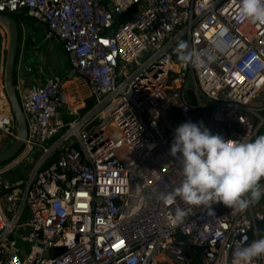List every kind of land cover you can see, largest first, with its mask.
I'll use <instances>...</instances> for the list:
<instances>
[{
	"label": "built area",
	"instance_id": "1",
	"mask_svg": "<svg viewBox=\"0 0 264 264\" xmlns=\"http://www.w3.org/2000/svg\"><path fill=\"white\" fill-rule=\"evenodd\" d=\"M239 7L0 0V13L27 10L44 23L70 70L16 83L28 135L0 165V264H231L236 248L263 236L264 197L243 210L219 202L212 213L160 199L182 179L169 150L183 122L225 138L264 134V25L239 18ZM182 40L213 59L182 63ZM0 133L5 147L18 135L3 88ZM30 155L26 177L11 175ZM177 208L185 216L174 223Z\"/></svg>",
	"mask_w": 264,
	"mask_h": 264
},
{
	"label": "clouds",
	"instance_id": "2",
	"mask_svg": "<svg viewBox=\"0 0 264 264\" xmlns=\"http://www.w3.org/2000/svg\"><path fill=\"white\" fill-rule=\"evenodd\" d=\"M238 17L264 25V0H240ZM176 51L182 63L194 68L203 66L205 57L213 59L183 40ZM169 154L180 165L182 179L172 192L161 194L165 204L178 196L212 213V205L219 202L243 210L264 197V134L248 140L225 138L202 121H185L175 128ZM184 216L185 210L177 208L172 222ZM255 259H264V236L236 248L231 264H251Z\"/></svg>",
	"mask_w": 264,
	"mask_h": 264
},
{
	"label": "water",
	"instance_id": "3",
	"mask_svg": "<svg viewBox=\"0 0 264 264\" xmlns=\"http://www.w3.org/2000/svg\"><path fill=\"white\" fill-rule=\"evenodd\" d=\"M0 25L4 27L7 34L4 89L18 124V135L15 141L0 152V164H3L13 159L21 151L28 135V125L16 88L15 71L19 47V25L9 13H0ZM51 39L58 41L56 37H51ZM180 238L184 239V236L180 235ZM63 250V247H56L55 254H60Z\"/></svg>",
	"mask_w": 264,
	"mask_h": 264
},
{
	"label": "crops",
	"instance_id": "4",
	"mask_svg": "<svg viewBox=\"0 0 264 264\" xmlns=\"http://www.w3.org/2000/svg\"><path fill=\"white\" fill-rule=\"evenodd\" d=\"M1 26L2 25H0V88L4 89V65H5V57H6V49H7V44H6L7 34H6V30L2 29ZM21 26L23 29V37L25 36L23 40L24 44L26 43L29 44L31 42L27 37V31L29 29H32L34 31L33 34L37 35L41 39L42 45L46 46V51H48L47 47L54 45L55 42L62 45L61 42L53 40L51 39V37H48L47 26L44 23L39 22L36 19H33L27 24L22 23ZM25 38H26V41H25ZM19 47L21 48V45H19ZM20 48H19V57H18L17 65H16V71H15L17 86L19 85L23 88H28L33 84L43 82L47 77H50L53 75L67 76L69 74L70 72L69 64H68L64 49H63V52H64V56L66 60V61L64 60L63 65H62V67L64 68V72L60 74L53 73L50 75H45L43 71V67H44L43 63L45 61L43 60V58L40 57V55H37L36 58H39V59H37V61L35 60L36 62H30L27 60V56H29L30 52H27L28 50L26 48L22 50ZM38 51L40 52L42 51V49H38L37 52ZM39 52L37 54H39ZM3 135H4V132H3ZM6 142H8V140ZM4 147H5V144L0 143V151H3Z\"/></svg>",
	"mask_w": 264,
	"mask_h": 264
},
{
	"label": "rangeland",
	"instance_id": "5",
	"mask_svg": "<svg viewBox=\"0 0 264 264\" xmlns=\"http://www.w3.org/2000/svg\"><path fill=\"white\" fill-rule=\"evenodd\" d=\"M1 28L4 29L2 26H1ZM33 32L34 31L32 29H29L27 31V37L31 41L29 44L23 43L25 36L23 37V40L20 44L21 50L26 48L28 50V51L27 50L26 51L30 52L29 56H27V60L30 62H36L37 59H39V58H36L37 55H40V57H42L43 60L46 62L45 63L43 61L44 62L43 63V65H44L43 71H44L45 75H50L53 73H59L60 74V73L64 72V68L62 67L63 62L65 60V56H64V52H63V46L60 45L59 43L55 42L54 45L48 46L47 47L48 51H46V46L42 45L41 39L37 35L33 34ZM6 40H7V37H6ZM25 41H26V38H25ZM22 45H24V46H22ZM38 49H42V51H40V52L38 51L39 54H37ZM11 144L12 143H10V145ZM33 157H34L33 155H30L28 157V159H26L24 161L23 164L18 165L10 174L16 175L18 178H25L26 174L30 168L28 161L30 159H33ZM4 164L5 163L0 164V165H4ZM10 174H8V176H10Z\"/></svg>",
	"mask_w": 264,
	"mask_h": 264
},
{
	"label": "trees",
	"instance_id": "6",
	"mask_svg": "<svg viewBox=\"0 0 264 264\" xmlns=\"http://www.w3.org/2000/svg\"><path fill=\"white\" fill-rule=\"evenodd\" d=\"M10 15L17 21V23L19 25V45H20L22 40H23V29H22L21 24L22 23L27 24L28 22L32 21L35 18L30 16L27 13V10H22L19 12L11 13ZM126 19H127V16L124 15L122 17V20H126ZM19 48L20 47H18L17 61H18V57H19ZM16 65H17V63H16Z\"/></svg>",
	"mask_w": 264,
	"mask_h": 264
},
{
	"label": "snow or ice",
	"instance_id": "7",
	"mask_svg": "<svg viewBox=\"0 0 264 264\" xmlns=\"http://www.w3.org/2000/svg\"><path fill=\"white\" fill-rule=\"evenodd\" d=\"M122 243V242H121Z\"/></svg>",
	"mask_w": 264,
	"mask_h": 264
}]
</instances>
